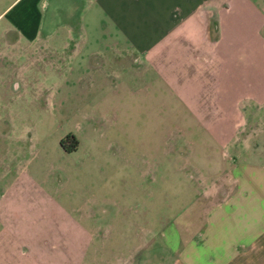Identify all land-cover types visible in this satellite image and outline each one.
Listing matches in <instances>:
<instances>
[{
	"label": "rangeland",
	"instance_id": "rangeland-1",
	"mask_svg": "<svg viewBox=\"0 0 264 264\" xmlns=\"http://www.w3.org/2000/svg\"><path fill=\"white\" fill-rule=\"evenodd\" d=\"M105 34L87 48L102 49L99 69L58 46L59 31L57 46L0 40V264H168L166 245L142 251L143 239L202 211L216 132L169 80L114 62ZM71 132L80 145L66 152Z\"/></svg>",
	"mask_w": 264,
	"mask_h": 264
},
{
	"label": "crops",
	"instance_id": "crops-1",
	"mask_svg": "<svg viewBox=\"0 0 264 264\" xmlns=\"http://www.w3.org/2000/svg\"><path fill=\"white\" fill-rule=\"evenodd\" d=\"M58 31V46L86 53L96 69L104 53L87 48L106 32L114 62L186 92L221 144V167L200 192L202 211L183 226L168 223L140 249L159 238L168 264H264V0H0L6 45L42 37L57 46ZM198 170L187 177L206 179Z\"/></svg>",
	"mask_w": 264,
	"mask_h": 264
},
{
	"label": "flooded vegetation",
	"instance_id": "flooded-vegetation-1",
	"mask_svg": "<svg viewBox=\"0 0 264 264\" xmlns=\"http://www.w3.org/2000/svg\"><path fill=\"white\" fill-rule=\"evenodd\" d=\"M11 86H12V88H14V87H16V83L14 84V80L11 82ZM61 146H62V148L66 151V152H72V151H74L75 149H77L78 147H79V145H80V137L79 136H77V135H75V134H73L72 132L71 133H69V134H67L64 138H62V140H61ZM154 246H152V248H153ZM152 248H149V250L148 251H150ZM166 253H168V251L166 252ZM150 254V253H149ZM148 254V255H149ZM150 260V259H149ZM149 260H148V256H145V257H143V256H141L140 257V261H139V264L141 263H144V264H151L150 262H149ZM157 261L158 260H156L155 262H154V264H156L157 263Z\"/></svg>",
	"mask_w": 264,
	"mask_h": 264
}]
</instances>
